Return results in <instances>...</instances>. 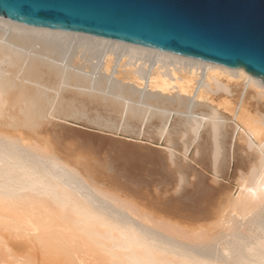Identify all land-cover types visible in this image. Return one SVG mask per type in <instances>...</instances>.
Masks as SVG:
<instances>
[{
  "label": "bare ground",
  "instance_id": "obj_1",
  "mask_svg": "<svg viewBox=\"0 0 264 264\" xmlns=\"http://www.w3.org/2000/svg\"><path fill=\"white\" fill-rule=\"evenodd\" d=\"M0 264H264L261 79L0 16Z\"/></svg>",
  "mask_w": 264,
  "mask_h": 264
},
{
  "label": "water",
  "instance_id": "obj_2",
  "mask_svg": "<svg viewBox=\"0 0 264 264\" xmlns=\"http://www.w3.org/2000/svg\"><path fill=\"white\" fill-rule=\"evenodd\" d=\"M0 16L241 68L264 84V0H0ZM75 129L91 134L70 139L100 159L109 135Z\"/></svg>",
  "mask_w": 264,
  "mask_h": 264
},
{
  "label": "rangeland",
  "instance_id": "obj_3",
  "mask_svg": "<svg viewBox=\"0 0 264 264\" xmlns=\"http://www.w3.org/2000/svg\"><path fill=\"white\" fill-rule=\"evenodd\" d=\"M189 152H190V150L187 151V155L189 154ZM187 160H188V158H187ZM191 163H192V161H191ZM94 174L97 175L98 173L97 172L96 173L94 172Z\"/></svg>",
  "mask_w": 264,
  "mask_h": 264
}]
</instances>
